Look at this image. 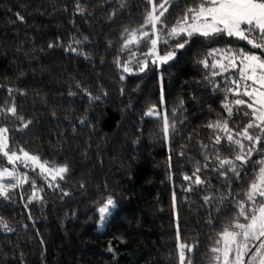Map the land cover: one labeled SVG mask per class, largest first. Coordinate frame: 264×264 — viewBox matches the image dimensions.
I'll use <instances>...</instances> for the list:
<instances>
[{"label": "trees", "instance_id": "16d2710c", "mask_svg": "<svg viewBox=\"0 0 264 264\" xmlns=\"http://www.w3.org/2000/svg\"><path fill=\"white\" fill-rule=\"evenodd\" d=\"M216 4L0 0L5 148L65 168L2 181L0 264H219L229 239L258 264L264 117L241 63H264V29L180 32Z\"/></svg>", "mask_w": 264, "mask_h": 264}, {"label": "rangeland", "instance_id": "374dc122", "mask_svg": "<svg viewBox=\"0 0 264 264\" xmlns=\"http://www.w3.org/2000/svg\"><path fill=\"white\" fill-rule=\"evenodd\" d=\"M159 15L153 14L151 17V23L153 26H156ZM257 23L259 27L264 29V2L261 0H218V4L214 7L206 9L202 16H199L198 19H195L192 23L183 24L180 28V32L183 31L186 34H193L194 32L208 33L214 32L215 30H225L234 33L235 29L241 23ZM238 25L236 28L235 26ZM151 55L155 59H160L161 56H158L157 50L153 48L150 51ZM170 58L167 56L162 60L166 61ZM237 61L232 60L231 65L237 67ZM243 73L253 80L254 84L249 91L255 100V106L260 112V117H264V63H261L257 57H251L250 60L241 63ZM158 115V113H153ZM151 115V112L149 113ZM262 115V116H261ZM7 142L5 137L0 133V147L4 154L8 155L9 163L13 166L5 168L0 172V190L2 181L6 177H12L20 173L22 170L19 168L20 165L32 166L35 169L41 171L45 177L46 181L51 184L54 181L62 179L64 176L65 168L57 165H49L42 162L38 157L31 153L26 152H16L8 153L6 150ZM23 172V171H22ZM261 187L264 194V174L261 179ZM4 189V188H3ZM114 208V201L109 200L100 210V222L98 229H102L108 219L109 213ZM252 229L249 231V228L246 230V238H256L257 242L264 245V208L262 209L261 214L258 216L257 220L251 225ZM238 240V239H237ZM234 240L229 239L225 246L218 247L216 249V258L219 264H247L249 248L247 241L239 242L234 244ZM236 248L233 250V246ZM116 258L119 257L118 251L114 248L111 249ZM233 252V258L230 254ZM183 264V263H182ZM258 264H264V254L259 258Z\"/></svg>", "mask_w": 264, "mask_h": 264}, {"label": "crops", "instance_id": "0c3cea01", "mask_svg": "<svg viewBox=\"0 0 264 264\" xmlns=\"http://www.w3.org/2000/svg\"><path fill=\"white\" fill-rule=\"evenodd\" d=\"M256 1H258V0H256Z\"/></svg>", "mask_w": 264, "mask_h": 264}]
</instances>
